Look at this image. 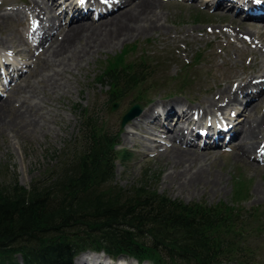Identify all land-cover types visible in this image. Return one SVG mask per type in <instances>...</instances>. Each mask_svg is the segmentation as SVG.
I'll return each instance as SVG.
<instances>
[{"label":"rangeland","instance_id":"374dc122","mask_svg":"<svg viewBox=\"0 0 264 264\" xmlns=\"http://www.w3.org/2000/svg\"><path fill=\"white\" fill-rule=\"evenodd\" d=\"M26 1L0 0V16L16 14L18 18H21V15L25 13L28 18L22 23L16 22L13 17L0 18V52L7 51V54L16 58L12 67L22 64L20 69H24L17 79H11L14 81H10L6 89L7 83L4 79L0 80V100L10 98V101L18 106L22 99L28 101V95L31 92L37 95L31 103L36 113L34 112L31 116L34 118L30 120L36 122L35 125L27 127L24 134L22 130L16 132L23 125V122L18 119L15 122V129H11V124L0 129L2 131L0 132L2 184H8L15 177L19 186L28 189L34 181L44 184L50 180L51 174L58 176L63 170L62 163L69 165L75 160L74 153L78 152L77 145L80 144L79 122L85 114L96 120L98 129L113 135L117 133L118 146L115 149H123L129 153L125 163H116L114 166V181L119 187L123 189L129 186L135 187L141 173L147 169L148 175L157 176L154 180H148L147 185L158 194L185 204L203 202L206 206L229 205L235 200L232 199V193L235 188L233 180L236 179L239 182L238 186L244 185L242 189L244 200L239 204L241 212H249L250 208H256L258 219L264 223L263 161H251V165H244L240 161H235L233 155L224 147L213 148L214 152L208 154L202 153L204 150H201L200 145L197 144L195 145L197 149L187 148L199 155L197 161L182 162V166H188L190 173L201 168L204 170L205 181L209 177L210 180L206 184L191 185L187 190H183L167 178L173 171L169 154L170 146H177V140H173L169 131L157 133V137H154L149 130L146 132L141 127L138 129L134 127V122L137 123L149 107H146L142 101H137L144 105L139 117L127 122L122 128L118 126L128 103L134 100L136 95L144 102L148 99L154 100L152 103L155 105L167 98L169 93L175 92V95L165 100L179 101L187 105L189 103L185 102L186 99L196 110L195 105L198 102L218 92L226 82L241 78L248 79L259 69H264V24L249 20L242 21L243 16L239 15L237 21L244 22L251 34V37L244 35L247 38L241 40L235 38L234 33L225 28L228 25L227 18L220 20L221 17L213 14L221 12L210 7V0H160L158 12L162 16L159 22L161 27L158 30L133 35L114 46L102 48L82 62L79 68L73 67L62 75L64 87L44 88L42 80L47 71L46 66L42 64L44 56L41 52L33 50L37 46L41 32L34 33L29 28L35 24V18L30 10L26 9ZM58 1L62 2V0ZM109 1L112 0H107ZM68 4V1L61 3L56 11H59L61 7L66 8ZM67 17L62 15L60 27L63 28L66 25ZM52 18H55L54 15ZM71 18L74 19L72 16ZM58 23L57 20H53L54 26ZM256 30L261 34L258 35ZM18 31L22 37L23 32L25 33L28 46L18 42L20 41ZM52 31L53 28L50 27L45 34H50ZM33 33L34 36H32ZM9 48L19 51L22 58L11 53ZM114 57H119L124 64L137 63L141 60L152 71L147 73L151 76L143 83L131 90H125L119 97L116 109L109 111L111 99L109 83L99 84L95 79L102 74L107 65L106 62ZM197 57L199 59L195 62ZM28 63L30 65L26 71L27 66L24 64ZM247 75L250 76L246 77ZM179 79L183 80L181 84ZM179 85L182 89L176 90ZM261 95L258 100L256 98L253 100L258 106L251 111L252 115L264 110V92ZM237 108L235 106L232 109L236 112ZM229 109L231 108L222 111L225 117L230 113ZM235 118L240 119V116ZM262 126L264 129V123ZM262 134L264 135V130ZM228 146L232 147V143ZM258 154L255 151L250 154V157H257ZM62 156L64 157L61 158ZM262 223L256 220L254 223L249 222V227L254 233H249L250 236L242 235L244 247L248 248L243 252L242 255L245 256L242 259H246L247 264H264V225ZM255 225L262 229L258 232L254 231ZM16 260L19 262V256H16ZM86 261L93 264H136L135 261L126 258L112 260L102 252L81 253L72 260V264H83Z\"/></svg>","mask_w":264,"mask_h":264},{"label":"trees","instance_id":"16d2710c","mask_svg":"<svg viewBox=\"0 0 264 264\" xmlns=\"http://www.w3.org/2000/svg\"><path fill=\"white\" fill-rule=\"evenodd\" d=\"M106 63L95 81L109 83V104L151 76L141 60L124 64L114 57ZM137 101L151 99L144 102L136 95L127 107ZM79 123V150L69 165L61 162L58 176L51 174L44 184L34 181L28 189L15 177L6 185L0 178V264H71L82 252L138 264L248 263L242 259L248 248L241 238L254 233L249 222L262 221L256 208L241 212L244 185L234 179L235 200L212 206L156 193L147 182L157 176L147 169L135 187L123 189L114 181V166L125 163L129 153L115 149L118 134L98 129L85 114ZM255 226L254 231L262 229Z\"/></svg>","mask_w":264,"mask_h":264},{"label":"bare ground","instance_id":"6f19581e","mask_svg":"<svg viewBox=\"0 0 264 264\" xmlns=\"http://www.w3.org/2000/svg\"><path fill=\"white\" fill-rule=\"evenodd\" d=\"M66 1L69 3L66 8L61 7L59 11H56V8H60L61 3ZM105 1L106 3H99L98 0H62L61 3L58 0L26 1V9H29L35 18V24L29 28L34 33L41 32L37 46L33 50L41 52V55L44 56L43 62L40 61L47 69L42 80L44 88L64 87L65 82L62 75L66 71L72 70L73 67L74 69L79 68L82 62L88 60L92 54L102 48L114 46L133 37V35L154 32L161 27L159 22L162 14L158 12L161 5L160 0H117V2L109 3L107 0ZM94 7V18H91L90 14ZM210 7L221 12L213 13L217 17H221L220 20H224V17L227 18L228 25L225 28L233 32L237 39L247 38L244 35L251 37L244 22L237 21L239 15L243 16L242 21L249 20L264 24V2L257 4L255 0H210ZM53 15L55 18H52ZM62 15L68 16L63 28L59 26ZM7 17H13L16 22L20 23L28 20L25 13L21 15V18H18L16 14L0 16L2 19ZM52 19L59 23L54 26ZM50 27L53 28V31L46 35L45 33L50 30ZM255 32L258 35L261 34L257 30ZM17 34L20 40L18 42L27 45L25 33L23 32V37L20 31ZM10 50L11 53L22 58L19 51ZM6 65L5 61L2 63L0 61V80L4 79L7 83L5 89L24 71V69H20L22 64L13 69ZM29 65V63L24 64L27 66L26 71ZM248 76L250 75L246 77ZM13 78L14 80L11 81ZM263 92L264 69L261 68L248 79L241 78L226 82L223 87L219 88L218 92L212 93L209 98L206 97L198 102L195 105L196 110L192 108L190 103L185 105L179 101H162L159 103L163 113L160 118L155 112H151L152 106H150L149 110L146 108L137 123L134 122V127L136 129L141 127L146 132L149 130L151 136L154 137H157V133H164L165 131L172 134L173 140H177L178 144H176L177 146H170L171 152L169 154L171 155L173 171L167 178L177 187L187 190L191 185L206 184L210 180L209 177L205 181L203 169L200 168L190 173L188 166H182V162L193 163L197 161L199 155L187 149L196 148L194 144L196 139L201 140L200 149L204 150L202 153H213V148L224 147L233 155L235 161H240L244 165H251V161L264 162V135L262 134L264 110L261 113L251 114V111L257 109L258 106L253 100L255 98L258 100ZM36 97L37 95L31 92L28 95V101L22 99L18 106L12 103L10 98L0 100V129L6 127L7 124H11V129H15V122L18 119L23 122V125L16 132L22 130L24 134L27 127L35 125L36 122L30 118H34L31 117L35 112L31 103ZM238 97L241 98L242 103ZM235 106H239L236 115L240 116V119H237L234 124L230 123L229 117L221 118V120L214 117L227 108H231L229 109L231 112ZM195 117L205 120L199 133L196 131ZM231 143L232 147L228 146ZM255 151L259 153L258 156L251 158L250 154ZM84 264H93V262L86 261Z\"/></svg>","mask_w":264,"mask_h":264},{"label":"water","instance_id":"95a60500","mask_svg":"<svg viewBox=\"0 0 264 264\" xmlns=\"http://www.w3.org/2000/svg\"><path fill=\"white\" fill-rule=\"evenodd\" d=\"M118 102H114L111 104L109 111H113L116 109ZM142 105L141 103H135L131 105L127 111L120 117L119 120V128H122L125 123L133 120L141 111Z\"/></svg>","mask_w":264,"mask_h":264},{"label":"snow or ice","instance_id":"6c2138e0","mask_svg":"<svg viewBox=\"0 0 264 264\" xmlns=\"http://www.w3.org/2000/svg\"><path fill=\"white\" fill-rule=\"evenodd\" d=\"M255 2H256L257 4H259V3H261V0H255Z\"/></svg>","mask_w":264,"mask_h":264}]
</instances>
